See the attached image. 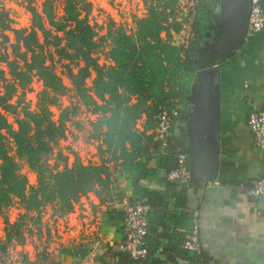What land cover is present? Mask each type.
<instances>
[{"label": "trees", "instance_id": "16d2710c", "mask_svg": "<svg viewBox=\"0 0 264 264\" xmlns=\"http://www.w3.org/2000/svg\"><path fill=\"white\" fill-rule=\"evenodd\" d=\"M192 1L196 6L190 38L181 45L172 42L173 32L183 29V20L177 18L180 0H149L147 14L137 19L133 32L109 22L104 36H98L95 24L89 22L91 3L87 0H65L59 20H54L45 7L38 11L30 6L33 23L29 28L14 26L9 10L0 3V213L17 198L22 216H38L50 205L52 216L63 217L82 196L99 194L98 188L108 186L109 172L103 162L84 164L75 155L69 164L68 154L60 152L63 160L57 168L43 157L50 150L49 141L65 137L66 121L75 114L70 106H64L58 118H53L51 107L57 105L58 96L68 87L53 62H47L48 45L55 46L59 58L75 61L76 69L68 64L66 73L80 102L97 115L92 121V138L100 140V153L121 158L126 168L136 170L137 180L145 175L139 157L146 147L159 149L153 132H146L154 127L153 114L163 104L185 121L190 109L186 96L197 72V48L215 32L211 18L217 2ZM105 41L111 60L106 67L96 54ZM92 72L91 84L87 85ZM34 76L43 88L37 94V106L31 108L25 94ZM8 115L14 117V122ZM142 115L144 128L139 130L136 125ZM184 139L171 140L170 136L164 150L175 154L178 144H188L187 136ZM12 145L14 154L9 150ZM19 159L35 171V184H30L21 171ZM145 195L152 204V193L146 191ZM4 222L0 254L14 242L23 244L26 238L20 219L6 218ZM31 263L55 264L46 248L36 253Z\"/></svg>", "mask_w": 264, "mask_h": 264}, {"label": "crops", "instance_id": "0c3cea01", "mask_svg": "<svg viewBox=\"0 0 264 264\" xmlns=\"http://www.w3.org/2000/svg\"><path fill=\"white\" fill-rule=\"evenodd\" d=\"M108 49H102L106 56L97 55L100 64L111 63ZM216 70L220 98L216 179L206 186L203 182H169L165 174L174 165V154L155 151L151 146L139 157L146 170L139 180L136 170L126 168L121 158L115 159L111 170L118 200L107 205L89 192L67 215L53 216L59 243L46 248L49 259L55 264H112L114 258L127 259L120 249L122 204L146 196L148 191L153 195V203L145 236L146 264H264V216L259 211L262 202L246 192L247 180L264 176V147L254 144L247 126L252 112L264 110V28L255 35H247L231 55L218 62ZM175 115L171 140L185 141L186 119ZM144 122L142 115L136 127L142 130ZM146 132L151 134L152 130ZM182 145L188 148L187 142ZM66 153L70 159L72 154ZM64 222L70 227L65 234L59 230ZM194 227L198 228L200 253L181 246L184 236ZM26 247L27 244L23 246ZM30 254L36 252L30 250Z\"/></svg>", "mask_w": 264, "mask_h": 264}, {"label": "built area", "instance_id": "2783aa9c", "mask_svg": "<svg viewBox=\"0 0 264 264\" xmlns=\"http://www.w3.org/2000/svg\"><path fill=\"white\" fill-rule=\"evenodd\" d=\"M91 3L89 22L95 24L96 29L106 30L108 23L121 28L126 32H133L136 28L137 19L147 14L149 0H87ZM186 2L187 12L182 11V3ZM195 2L192 0H180L177 11L178 20H183V32L190 30L195 13ZM247 35H255L264 28V6L263 0H251L249 11ZM178 33V34H179ZM190 33V31H189ZM175 35L176 33L173 32ZM172 42L175 43L172 38ZM175 44H184L183 41ZM92 116L96 114L89 111ZM176 110H169L165 105H160L157 112L153 114L154 140L159 150H164L171 136L173 116ZM247 126L252 135L253 142L258 147H264V110L252 112L247 118ZM65 138L71 140L72 146H68L70 153L78 155L84 164H96L100 159L98 145L100 140L89 137L88 140L75 141L66 133ZM80 144V146L77 145ZM88 146L95 145L96 150L88 149ZM175 166L165 174V178L172 183L186 185L190 182L189 155L182 144L175 147ZM72 154V153H71ZM108 156V155H107ZM246 182V181H245ZM247 195L262 202L261 214L264 216V176L250 178L246 182ZM151 209L148 197L140 196L137 199L129 200L122 207L123 213V239L120 242V249L127 254V259L122 261L116 258L113 264H146L148 247L145 236L148 231L149 211ZM198 228L184 236L181 244L183 249L200 253L201 247L198 239Z\"/></svg>", "mask_w": 264, "mask_h": 264}, {"label": "rangeland", "instance_id": "374dc122", "mask_svg": "<svg viewBox=\"0 0 264 264\" xmlns=\"http://www.w3.org/2000/svg\"><path fill=\"white\" fill-rule=\"evenodd\" d=\"M64 2L65 0H0V3L9 10V14L13 19V25L17 28H29L32 26L33 19L32 14L29 10L30 6L36 8L38 11H41L45 7L48 12L53 13V16L55 18L54 20H59L63 14ZM185 3L186 2L182 3V11L184 10V12H187L188 8ZM45 24L47 25L46 22ZM98 31L100 34L98 36H104L106 30L98 29ZM189 31L187 28L183 32L176 34V39H174L175 43H182L183 41V43L186 44L188 38H190ZM49 40L50 42H53L52 38H50ZM102 48H109V43L105 41ZM55 50L56 48L53 45H48L46 47L48 60L47 62H53L56 71L59 73L63 82L65 83V85H67L68 88L64 94L58 96L57 105L51 107L53 111V118H58L61 108H63L64 106H70V108L75 112V114L72 115L71 119L66 121L65 132L75 141L79 139L88 140L89 137H92V121L94 120L95 116H92V114L89 113L90 109L80 102L66 73V68L68 64H71L74 70L76 69L75 61L69 62L67 59L59 58ZM103 52L104 51L100 49L97 51L96 54L98 55L99 53H101V55H103L105 54ZM101 63L105 67L107 66L106 63ZM91 81L92 78H88L87 85H90ZM41 84L42 82L36 76H34L32 78L31 83L29 84L30 89L26 91L25 99L30 103L31 108H35L37 106V94L43 88V85ZM8 119L10 122H14V117L12 115H8ZM8 138V141L12 144L13 142L11 137ZM49 142L50 150L51 148L52 150L46 151L43 157L49 162L50 166L54 167V165H57L56 167L59 168V166L62 165L63 160V156L60 157L59 154L60 152L66 154V151H68V149L66 148H69L68 146H72L71 140L69 138L67 139L64 137L58 141ZM77 145L80 146L79 143H77ZM87 147L90 150H96L95 145H87ZM9 150L12 154H14L15 150L13 145L10 147ZM80 151L81 149L79 148L78 155L73 153V155L70 156V159L68 158L69 164L73 162L75 155L79 157ZM114 161L115 159H113L112 157L110 158V156H105V152L100 153L99 164L103 162L109 172L108 186L107 189L97 187L99 190V194H97L96 192H94V194L100 200H104L103 203L107 205L115 203V201L118 200L117 196L119 194V191L114 185L111 170V165ZM19 166L21 168V171L27 175L29 183L35 184L37 181L35 171L23 159H19ZM128 201L129 200H125L122 204V207ZM22 212L23 209L19 199L14 198L10 205L5 207L0 213V236L3 237L5 233L4 221L6 218L10 221L20 219V221H22V227L26 236L25 242L23 244L14 242L13 244L9 245L6 252L0 254V264H32L31 262L36 258V255L30 254V250H34V252L38 253L43 248H47L48 245L50 248L51 246H55L56 243H59V240H57L58 233L56 232V230H54V225L56 224V221H54V217L50 214L52 212L50 205L45 206L41 210V212L39 213L40 215H38L39 217L33 213L29 216H22ZM62 224L64 227L62 226V228L59 229L60 231L63 230L64 234L66 231H70V227L66 224V222ZM25 244H27L28 246L26 247V249L23 248Z\"/></svg>", "mask_w": 264, "mask_h": 264}, {"label": "water", "instance_id": "95a60500", "mask_svg": "<svg viewBox=\"0 0 264 264\" xmlns=\"http://www.w3.org/2000/svg\"><path fill=\"white\" fill-rule=\"evenodd\" d=\"M251 0H219L212 11L215 32L198 46V68L186 99L190 181L215 180L219 167L220 98L216 66L231 55L247 36Z\"/></svg>", "mask_w": 264, "mask_h": 264}, {"label": "flooded vegetation", "instance_id": "af4514ba", "mask_svg": "<svg viewBox=\"0 0 264 264\" xmlns=\"http://www.w3.org/2000/svg\"><path fill=\"white\" fill-rule=\"evenodd\" d=\"M214 1L218 2L219 0H214Z\"/></svg>", "mask_w": 264, "mask_h": 264}]
</instances>
